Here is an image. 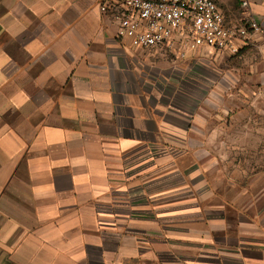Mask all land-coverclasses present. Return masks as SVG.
Instances as JSON below:
<instances>
[{
  "label": "crops",
  "instance_id": "obj_1",
  "mask_svg": "<svg viewBox=\"0 0 264 264\" xmlns=\"http://www.w3.org/2000/svg\"><path fill=\"white\" fill-rule=\"evenodd\" d=\"M246 1L259 86L203 89L201 123L100 0H0V264H264V168L243 160L259 157L243 146L264 112V0ZM242 50L215 57L224 78Z\"/></svg>",
  "mask_w": 264,
  "mask_h": 264
},
{
  "label": "built area",
  "instance_id": "obj_2",
  "mask_svg": "<svg viewBox=\"0 0 264 264\" xmlns=\"http://www.w3.org/2000/svg\"><path fill=\"white\" fill-rule=\"evenodd\" d=\"M238 21H227L215 0H100L99 11L117 23V39L133 48L171 49L187 46L183 34L192 38L190 48H208L209 59L221 54L238 55L262 30L241 0ZM179 57L185 53L178 51Z\"/></svg>",
  "mask_w": 264,
  "mask_h": 264
},
{
  "label": "rangeland",
  "instance_id": "obj_3",
  "mask_svg": "<svg viewBox=\"0 0 264 264\" xmlns=\"http://www.w3.org/2000/svg\"><path fill=\"white\" fill-rule=\"evenodd\" d=\"M235 4L240 6L241 0H235ZM183 40L187 41L188 47H183L180 45L174 46L170 53L164 50H153L145 52V54L156 60V65L158 71L163 73V75L175 76L176 83L175 85L168 83L172 89H187L188 93L185 95L179 94V100L183 99L189 101V104L192 107V110H189L190 113H194L196 119L202 123L203 116L208 115V111H203V89H225L226 85L231 87V89H252L253 86H257L256 83V71L252 70L251 65L257 63L258 50L256 46L249 44L242 54L246 55V58L249 60V63L244 61V58H240L238 64L235 63L237 67L236 74L238 77H229L228 79L224 78V73L221 69L219 60H214L215 58L209 59L205 56L208 53V48L198 46L195 49L190 48L192 43V38L188 33L183 34ZM182 50L185 53V57H179L178 51ZM178 58V59H177ZM245 58V59H246ZM4 66L2 69L9 68L11 63H3ZM155 65V63L153 64ZM193 67L195 73H190V69ZM222 72H221V71ZM189 72V73H188ZM165 78H167L165 76ZM264 81V78H263ZM259 86V85H258ZM213 103L214 101H219L218 97L212 96ZM217 101V103H219ZM252 114V115H251ZM250 115L255 119L253 125L247 129L245 127V134L248 132L250 135L255 136L258 140L254 142H245L244 149H252L259 153V157H248L243 159L245 164L251 166H259L264 168V112L262 110L254 109ZM233 114L229 112L227 115L223 114V118L230 119ZM249 115V116H250ZM221 111L218 107H212L211 117L214 119L220 118ZM244 116L242 119L247 118ZM255 139V138H254ZM256 140V139H255ZM252 163V164H251Z\"/></svg>",
  "mask_w": 264,
  "mask_h": 264
}]
</instances>
